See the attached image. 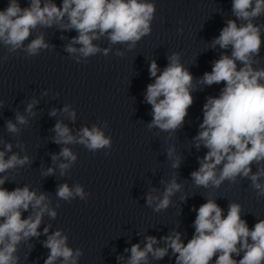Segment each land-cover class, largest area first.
Here are the masks:
<instances>
[{
	"label": "water",
	"instance_id": "1",
	"mask_svg": "<svg viewBox=\"0 0 264 264\" xmlns=\"http://www.w3.org/2000/svg\"><path fill=\"white\" fill-rule=\"evenodd\" d=\"M21 7L28 0H19ZM57 5L62 0H54ZM153 2V0H149ZM156 13L152 31L129 50L127 45H111L106 37L93 41L103 48H110L107 56L97 54L86 63H77L64 49L76 36L75 30L65 31L57 26L38 28L25 41L41 33L50 45L35 57H27L21 50L9 54L0 45V150L5 143L12 144V152L28 155L31 163L22 168L9 170L3 185L9 191L28 185L30 189L48 193L51 207L56 210L55 219L44 215L38 231L39 237L21 241L17 246L18 264H44L49 250L43 246L47 236L45 226L50 225L49 234L63 229L68 235L69 247L83 250L78 264H126L133 244L144 248L147 236H155L164 247L161 237L180 232L186 244L195 231L193 222L199 206L208 197L215 199L226 216L230 202L242 206L241 218L252 228L259 219H264V196L258 197L247 178L236 183L225 181L219 189L196 187L191 172L200 166L207 149L195 147L193 138L203 120V105L209 96H218L223 83L211 86L199 85L196 80L210 72L212 64L221 54H231V49L210 47L232 14V0H154ZM8 0H0V10L7 7ZM240 23L239 21H237ZM264 25V15L253 21ZM178 29H183L182 33ZM264 39V27L261 29ZM63 37V38H62ZM79 47V45H76ZM117 51L123 56H117ZM173 52L181 54V63L193 75L194 103L188 109L182 127L169 135L158 128L149 130L151 105L144 100L146 87L153 79L149 65L155 60L160 71L168 64L167 57ZM254 67H264V44ZM239 67V65H238ZM159 74V73H158ZM45 93H47L45 95ZM32 100L38 101L33 108L35 116H29L28 125L19 126V135L7 132L6 122H15L17 112L26 115L25 108ZM70 105L76 113L75 121L62 112ZM57 109L56 116H50ZM57 120L63 121L75 135L84 126H102L105 135L111 136V149L88 151L83 145H58L52 141L51 129ZM23 147H17V144ZM69 147L77 154V161L69 172L61 176L53 164L51 155L62 147ZM174 146L181 157L180 167L173 169L166 149ZM108 153L107 155L105 153ZM7 159V156L5 157ZM59 163V162H58ZM56 168L52 176H43L42 171ZM253 172L256 165L252 166ZM175 175L183 185L181 192L171 197L166 210L153 211L146 204V195L151 189L154 195H162L165 185ZM81 184L89 193L86 200L74 199L71 203L58 200L57 185ZM184 197V199H182ZM59 203L60 207H57ZM31 209L23 213L27 218ZM242 255V254H241ZM123 257V260H118ZM240 259L241 257H234ZM176 257L169 249L160 260L148 256V264H175ZM215 257L212 264H214ZM59 264V262H57Z\"/></svg>",
	"mask_w": 264,
	"mask_h": 264
},
{
	"label": "clouds",
	"instance_id": "2",
	"mask_svg": "<svg viewBox=\"0 0 264 264\" xmlns=\"http://www.w3.org/2000/svg\"><path fill=\"white\" fill-rule=\"evenodd\" d=\"M231 11L235 19H228L220 33L210 44L212 49H231V54H221L212 64L210 72L196 80L199 85L211 86L223 83L218 96H209L203 105V120L199 131L193 138L195 147L207 149L199 158V168L191 172L196 187L219 189L222 183H236L238 178H247L258 197L264 196V67H254L260 63L262 27L253 21L264 15V0H232ZM156 4L149 0H62L60 5L54 0H28V6L21 7L19 0H8L7 7L0 10V45L9 54L23 51L27 57H35L50 45L41 33L29 40L38 28L54 25L65 31L75 30L77 35L65 46V51L77 63H86L89 57L103 54L107 56L110 48H101L93 41L106 37L111 45L124 44L134 49L137 43L152 31ZM239 21L240 23H238ZM183 29H178L182 33ZM63 38V37H62ZM79 45V47H76ZM117 56L123 52L117 51ZM9 59L5 55L0 63ZM168 64L160 71L155 60L149 65V75L153 79L146 87L144 100L151 105L152 120L149 130L158 128L169 135L182 127L188 109L194 103L192 95L195 86L191 72L181 63V54L173 52L167 57ZM239 65V67H238ZM159 73V74H158ZM47 93H45L46 95ZM0 101V106L3 105ZM38 103L32 100L25 108L26 115L19 112L15 122H6L7 132L19 135L21 127L28 125L29 116H35L33 108ZM62 112L75 121L76 113L70 105ZM50 116L57 115L52 109ZM107 121L102 126H84L74 135L69 126L57 120L51 129L55 135L52 141L58 145H83L88 151L96 152L111 149L112 138L105 135ZM12 144L5 143L0 150V174L22 168L31 163L28 155L20 156L12 152ZM17 147H23L19 143ZM171 167H180L181 157L176 155L174 146L166 149ZM108 154L107 152L105 153ZM7 156V159L5 158ZM51 159L59 168L60 175H66L77 161L69 147H62L53 153ZM59 162V163H58ZM256 165L253 172L252 166ZM56 168L49 167L42 175L52 176ZM7 175H0V264H18L17 246L21 241L39 237L38 231L45 214L55 219L57 212L51 205L48 193L30 189L28 185L9 191L3 185ZM165 185L162 195H154L151 189L146 195V204L153 211L166 210L171 197L181 192L183 185L175 175ZM58 200L71 203L74 199L86 200L89 196L84 187L76 183L57 185ZM184 199V197H182ZM57 207H60L59 203ZM31 209L27 218L24 212ZM196 211L193 222L194 233L185 244L180 232H172L161 237L164 247H154L159 241L155 236H147L143 249L136 243L130 249L126 264H148V256L163 259L169 249L175 255V264H264V219H259L252 228L241 218L242 206L230 202L227 215L208 197ZM50 225L45 226L43 234L47 239L43 246L49 250L44 264H78L83 250L68 245V235L63 229L49 234ZM242 254V255H241ZM234 257H241L235 259ZM123 260V257H118Z\"/></svg>",
	"mask_w": 264,
	"mask_h": 264
}]
</instances>
